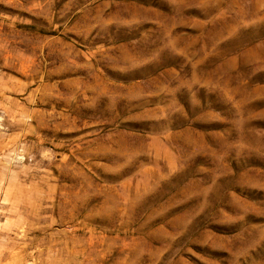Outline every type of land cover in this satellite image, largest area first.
<instances>
[{
	"label": "rangeland",
	"instance_id": "obj_1",
	"mask_svg": "<svg viewBox=\"0 0 264 264\" xmlns=\"http://www.w3.org/2000/svg\"><path fill=\"white\" fill-rule=\"evenodd\" d=\"M0 264H264V0H0Z\"/></svg>",
	"mask_w": 264,
	"mask_h": 264
}]
</instances>
